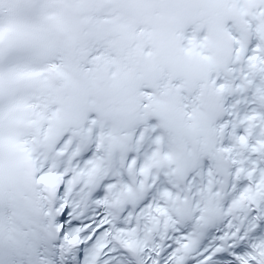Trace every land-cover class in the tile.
Listing matches in <instances>:
<instances>
[{
  "label": "snow or ice",
  "instance_id": "snow-or-ice-1",
  "mask_svg": "<svg viewBox=\"0 0 264 264\" xmlns=\"http://www.w3.org/2000/svg\"><path fill=\"white\" fill-rule=\"evenodd\" d=\"M0 264H264V0H0Z\"/></svg>",
  "mask_w": 264,
  "mask_h": 264
}]
</instances>
